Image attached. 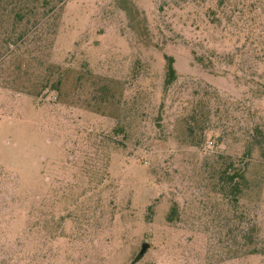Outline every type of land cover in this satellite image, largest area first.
Masks as SVG:
<instances>
[{"label": "rangeland", "instance_id": "obj_1", "mask_svg": "<svg viewBox=\"0 0 264 264\" xmlns=\"http://www.w3.org/2000/svg\"><path fill=\"white\" fill-rule=\"evenodd\" d=\"M144 243L264 264V0H0V264Z\"/></svg>", "mask_w": 264, "mask_h": 264}, {"label": "trees", "instance_id": "obj_2", "mask_svg": "<svg viewBox=\"0 0 264 264\" xmlns=\"http://www.w3.org/2000/svg\"><path fill=\"white\" fill-rule=\"evenodd\" d=\"M176 80V71L174 68V59L171 56H165V78H164V91H167L170 87V85ZM226 174V173H224ZM225 177L224 182L225 184L234 182L235 175H222ZM241 176V175H240ZM241 178V177H240ZM233 186V184H232ZM235 188V187H234ZM174 213H171L168 216V220H172V215Z\"/></svg>", "mask_w": 264, "mask_h": 264}, {"label": "water", "instance_id": "obj_3", "mask_svg": "<svg viewBox=\"0 0 264 264\" xmlns=\"http://www.w3.org/2000/svg\"><path fill=\"white\" fill-rule=\"evenodd\" d=\"M148 248H149V245H147L146 243L142 244L140 251L138 252L135 259L130 264L138 263L140 259L144 256V254L147 252Z\"/></svg>", "mask_w": 264, "mask_h": 264}]
</instances>
